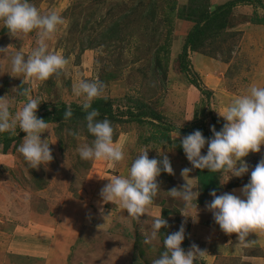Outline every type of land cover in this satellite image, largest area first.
<instances>
[{"label": "rangeland", "instance_id": "rangeland-1", "mask_svg": "<svg viewBox=\"0 0 264 264\" xmlns=\"http://www.w3.org/2000/svg\"><path fill=\"white\" fill-rule=\"evenodd\" d=\"M88 1L91 0H30V3L34 4L42 14L56 10L65 20V24L60 26L56 36L48 41V45L49 51L62 54L68 59L67 71L59 78L53 77L45 82L32 81L21 85L22 77H12L8 73L11 69L12 56L16 52H23L27 57L37 46V36L31 33L19 39L12 38L4 28L3 21H0V48H9L7 54H0V97H4L9 102L13 115L26 102V98L18 94L21 88H30L33 98L41 100L38 109L44 104L60 102L81 105L83 97H76L72 92V87L81 79H87L101 81L104 84L103 97L113 99L115 108L119 110H126L127 107L133 105V102H146L156 111L163 113L168 121L180 127L192 121V119H187L193 116L196 103H199L204 95L190 83L188 77L180 71L179 66V54L192 23L183 20L174 22L168 66L166 60H163L167 69L156 72L154 67L149 68V58L153 50L164 42V26L160 27L154 37L153 32L150 35V32L146 31V29L154 31L153 25L141 17L137 9L133 8L137 6L139 0H106L114 4L113 8L116 11L114 20H119L120 17L124 19L122 16L129 13L128 7L135 11L130 20L132 24L129 28L125 26L123 30V33L129 35L130 39L133 37V43L109 50L106 47L110 41L108 43L103 41L101 44L94 45L93 48H86L77 40L83 37L80 25L84 17L83 14L80 15L77 12L75 6L78 2L81 6L86 5ZM186 1L179 0L181 4ZM211 1L217 4L228 0ZM261 1L264 4V0ZM95 8L101 14L105 12L107 3L101 2ZM73 9L76 13H72ZM233 14L234 26L229 29V32L235 33L224 36L223 40L216 41V43L208 44L206 52L211 53L212 56L199 52L206 55L208 59L210 58L209 63L195 61L198 70L201 71V73L195 71L200 83L213 91L211 105H209L211 109L223 110L233 98L246 93L252 84L264 86V23L251 20L253 18L264 20V8L260 5L244 3L239 4ZM123 22L125 21H121ZM87 35L88 33L85 34ZM139 35L141 37L136 41ZM136 43L141 46L140 49L136 48ZM118 51L121 55L116 54V56H120L122 60L120 68L123 72L118 74L117 80L105 78L109 70L108 59ZM189 54L192 62L193 52ZM213 54H216V57ZM135 57H141V59L135 60ZM202 73L204 75H201ZM212 76L215 77V82L212 81L214 78H211ZM205 100L207 99L204 98ZM212 111L218 116L215 110L212 109ZM126 118L127 115L121 117L122 120ZM219 118L225 123L222 117ZM206 123L209 128L214 125L211 119L206 120ZM48 126L49 131L41 134V138L47 139L50 143L54 157L47 169L44 166H41L39 170L29 168L17 151L23 142L25 133L19 144L12 147L9 153H4L0 145V264L6 260L10 264H23V260H27L28 257L31 258L32 264H44V256H41L42 253L39 250L44 242L53 243L54 246L59 245L60 242L57 244V241L62 238V235L70 244L69 254L74 252L75 248L77 251L78 248L82 249L86 246L87 254L84 253L82 258L95 253L96 259L103 253L100 259L103 263L108 261L110 264L112 261L114 263L118 261L112 257L107 259L105 255L108 252H104L103 249H109L110 246L119 249L123 246L127 251L130 246V259L132 260L130 263L135 264L134 261L138 255H134V238L138 235L144 239L150 237L152 221L141 219L140 222H136L127 216L126 210H122L118 205H116L118 207L116 212L120 210L122 215L112 213V210L109 211V203L107 206L102 203L100 196L101 189L106 185L104 179L106 181L107 178L101 179L100 177L119 174L127 176L132 161L145 148L149 149L150 159H162L159 153H164L169 159L174 160L178 158L176 155L181 154L176 149L162 146L157 141L146 142L152 132L148 124L117 122L115 143L123 145L125 160L112 167L103 161L93 162L80 159L78 148L83 144H91L94 139V137L86 136L89 133L83 126L78 127L71 124L69 127L62 128L61 132L56 124L48 123ZM20 132L17 127L16 133ZM73 133H78V138ZM176 134L173 133L172 136ZM244 159L248 163L249 172L243 176H232L225 182L231 175L230 173L223 176L220 173L216 174L217 188L215 191L217 195L228 192L239 194L242 197L240 189L249 182L250 173L256 164L264 159V145L261 146L259 153H250ZM157 180L161 189L155 199L163 202L167 210H170L169 229L176 232L184 223L185 239L181 247L188 251L194 243L204 251L201 258L209 252H214L217 258L215 264H240L234 259L228 262L219 259L223 254L220 252L222 240L221 236H217L219 227L217 229L216 224L212 225V229L201 225L200 232H196L195 228L194 231L192 229L193 217L197 213L203 214L205 211L201 209H206V203L213 199L210 195L211 191L203 194L204 190L201 188L197 173L195 179L188 178V181L197 185V188L193 190L199 191L196 201L198 209L192 207L186 209L181 200L174 199L168 194V190L184 185L185 179L177 180L173 175L170 177L165 173ZM100 184L102 187L98 188ZM200 199L204 202H200ZM180 211L190 216L186 218ZM43 220H53L51 222L56 225L55 227L53 225H49V228L44 227L40 225ZM92 227L98 228L99 232L92 231ZM155 240L157 242L155 244L160 246L162 241L159 234ZM209 246L211 249L206 252ZM35 247L39 260H36ZM72 254L74 255L75 252Z\"/></svg>", "mask_w": 264, "mask_h": 264}, {"label": "clouds", "instance_id": "clouds-1", "mask_svg": "<svg viewBox=\"0 0 264 264\" xmlns=\"http://www.w3.org/2000/svg\"><path fill=\"white\" fill-rule=\"evenodd\" d=\"M0 21H3L4 28L12 38L19 39L31 33L37 36V46L27 57L23 52H16L11 58L8 73L12 77H22L21 85L32 81L45 82L66 73L68 59L62 54L49 51L48 45L60 26L65 24L58 11L51 10L42 14L30 0H0ZM8 51V47L0 48V54H7ZM103 91L104 84L98 80L81 79L72 87L76 97H83L81 108L86 113V128L94 137L91 144H83L78 148V154L81 160L103 161L115 167L125 160L124 147L114 142L115 129L111 122L108 119L97 120L99 112L92 108L94 100L105 98ZM18 94L25 97L26 102L15 115L10 110L9 102L0 97V133L16 135V128L19 127L26 135L17 151L29 168L39 170L44 166L47 169L54 157L50 143L41 138L42 133L49 131L47 121L37 116L41 100L33 98L32 90L28 87L21 88ZM212 109L225 121L222 128L217 131L212 126L213 136L207 139L200 130H195L183 136L180 145L192 168L207 169L222 176L230 173L225 181L227 182L232 176L241 177L248 173L249 166L244 158L250 153H259L264 145V86L252 84L246 93L233 98L223 110ZM72 115L69 104L64 112V119L68 120ZM193 118L194 115L187 120ZM73 135L78 138V133ZM178 137L179 131L172 140L175 142ZM206 145L207 152L202 154ZM148 150H141L135 157L127 176L100 177L109 181L100 191L102 203L118 205L136 222H140L145 214H150V208L161 189L157 180L161 173L175 174L167 154L159 153L162 156L159 160L150 159ZM192 168L181 171L186 181L184 185L168 190L169 196L181 200L186 209L193 206L197 208L199 196V191L193 190L197 185L186 179ZM240 192L244 198L228 192L217 195L212 190L210 195L213 199L206 203V208L213 214L224 234H236L238 243L247 246L250 235H264V159L256 164L250 173L249 182L243 185ZM180 212L186 218L190 216L184 211ZM193 219L195 221L196 217ZM167 227L168 221L162 214L153 216L151 235L144 242L150 244L161 229ZM184 239L185 227L182 223L178 231L165 236L164 251L152 264H199L204 251L194 243L185 251L181 247Z\"/></svg>", "mask_w": 264, "mask_h": 264}, {"label": "trees", "instance_id": "trees-1", "mask_svg": "<svg viewBox=\"0 0 264 264\" xmlns=\"http://www.w3.org/2000/svg\"><path fill=\"white\" fill-rule=\"evenodd\" d=\"M101 2L107 3V8L105 12H97L96 6L100 5ZM254 4L262 6L264 4L261 0H228L223 3L215 4L211 0H187L185 3H180L179 0H139L136 7L139 11V15L151 23L154 27V31L150 32V35L159 31L160 27L164 26V42L159 44L155 50H153L152 55L150 56V69L154 67L157 70L167 69L169 62V53L170 46L173 36V25L176 20H183L189 23H192L190 30L188 31L183 48L179 54V66L180 71L184 73L191 84L194 85L207 100L204 101V98L201 99L199 103H196L195 109L193 112L194 118L189 123H186L184 126H178L171 123L167 120L163 113L156 111L148 103L144 102H133L132 106L126 108V110H119L115 108L114 100L110 97L98 98L93 101L92 108L98 110L99 116L97 120L108 119L112 126L115 128L117 122H137L140 124H148L152 128V132L149 138L146 139V142L149 140L157 141L162 146H169L176 149L182 156L186 157L182 146L180 145V139L188 135L195 130H200L204 137L211 138L213 136L211 128L208 127L206 120H212L216 130L219 131L224 122L215 115L212 111L210 100H212L213 91L202 86L196 70H193V62H191L189 56L190 52H202L212 56L211 53L206 52V47L208 44L216 43V41L223 40L224 36L232 35L235 32H229V29L234 26L233 23V11L239 4ZM114 4L107 2L106 0H91L88 1L86 5L81 6L80 2L76 4L77 12L80 15L83 14L84 21L80 25L83 37L79 40L83 43V46L86 48H93L94 45L101 44L103 41H110V44L107 45V49L113 50L115 47H125V44H132L133 37L130 39L129 35L123 33L125 26L127 28L132 24L130 22L134 10L133 8L128 7L127 14H124L122 19L114 20L116 11L113 8ZM210 9H212L210 11ZM72 13H76L73 9ZM252 21L258 23H264L263 19H251ZM121 21H125L121 23ZM88 33L87 36L85 34ZM134 33H132L133 35ZM131 35V36H132ZM137 37V36H136ZM140 35L136 38L140 39ZM72 43V42H71ZM106 45V43H103ZM136 48L140 49L141 46L136 43ZM121 49V48H120ZM120 51L113 53L111 58L108 59L107 67L109 68L106 73L105 78L117 80L118 74H122L123 69L120 68L122 60L120 56ZM216 57V54H213ZM141 57H135V60H140ZM166 60V65L163 60ZM196 71V72H195ZM198 73V72H197ZM69 104L66 102H60L55 104H44L42 108L37 110L38 118H42L47 123L56 124L57 127H60V132L65 126H70L74 124L78 127L83 126L86 128L85 115L86 113L82 110L81 105L77 103H70L73 115L70 119H64V112L66 107ZM117 109V110H116ZM122 115H127L126 120H122ZM87 129V128H86ZM116 131V130H115ZM180 133L181 138H177L174 142L172 140V134ZM24 132H20L16 135H11L7 132L0 133V145L3 147L4 153H9L12 147H16L21 141ZM87 137H92L91 134H86ZM117 140V132L114 135V142ZM171 165L173 167V162ZM197 178L201 184V188L204 190L203 194H206V191H212L217 188L216 174L209 172L207 169L200 170L196 169ZM165 174L162 172L161 175ZM171 177V175H170ZM156 199L154 200L155 203ZM200 202H204L202 199ZM157 204L162 206V216L169 221L168 216L170 210H167V207L163 202H158ZM169 225V222H168ZM167 228H162L159 233L161 238V245L155 246L152 243L146 244L144 237L138 235L134 238V255H138L135 264H152V261L159 257V255L164 251L163 240L167 234L173 233ZM132 263V260H131ZM130 263V264H131ZM246 264V263H241Z\"/></svg>", "mask_w": 264, "mask_h": 264}, {"label": "crops", "instance_id": "crops-1", "mask_svg": "<svg viewBox=\"0 0 264 264\" xmlns=\"http://www.w3.org/2000/svg\"><path fill=\"white\" fill-rule=\"evenodd\" d=\"M219 3V2H218ZM195 55V56H194ZM194 56V58H193ZM192 59H193V64H194V68L196 69V71H198V73H201L200 70H198V67L196 65V63L198 62H203L204 64L209 63L210 58L208 59V57L206 55H203L199 52H193L192 55ZM195 59V60H194ZM197 61V62H195ZM211 66V65H210ZM201 75H204L203 73ZM214 76H212L211 78H213ZM215 77L212 79L213 82H215ZM207 145L205 146L204 149H202V154H206L207 152ZM178 158L172 160L173 162V169H174V175L173 177L175 179H180L184 177L181 175V171L184 168H192L191 163L187 160L186 157L182 156V155H176ZM180 176H179V175ZM121 176H123L122 174H119ZM116 176V175H113ZM126 176V175H125ZM196 177V172H195V168H192V171L189 173V176L186 177V179L190 178V179H195ZM109 181L108 179L105 181L104 179V184H107ZM102 184L99 185L98 188H101ZM223 190V189H222ZM239 195V194H238ZM243 198V196L241 197ZM108 205V203H106V206ZM114 207V208H112ZM118 207H116V204H112L111 202H109V211H111L112 213H117L120 215L121 211L119 210V212H116ZM193 209H198V207H192ZM200 209V207H199ZM205 212H203V214H198L194 217H196L195 221L194 219L191 221V226L192 229L194 231V228L196 229V232H200V226L203 225V227L205 228H211L212 229V225H215V227H219V225L215 222L214 218H213V214L207 210V208H203L201 209ZM200 213V212H199ZM162 214V206L157 204V201H155V203H153V205L150 208V214L147 215L145 214L144 216L141 217V219L144 220H148V221H152L153 223V216L156 215H160ZM8 219V218H6ZM4 220V219H3ZM2 220V221H3ZM7 221V220H6ZM10 221V220H9ZM53 221V220H51ZM49 221H42L40 223V225L44 226V227H48L49 225H53V222ZM203 223V224H202ZM17 225V224H16ZM56 225V224H55ZM55 225H53V227H55ZM52 227V228H53ZM91 229V228H90ZM98 228H93L92 227V231L94 232H99V230H97ZM152 231V230H151ZM219 232H217V236H221V240H222V244L220 242L221 245V250L220 252H222V257H220L219 259L223 260V261H230L231 259H234L235 262H239L241 263H246V264H264V235H260V236H256L255 234L250 235L249 237V243L247 244V246L242 245L240 243H238L237 238H236V234H232L231 236H228L226 234H224L220 227L217 230ZM151 234V232H150ZM216 236V237H217ZM63 235L62 238H60V240L57 241V244L59 243V245H52L49 242H44L43 247L39 250L41 251L42 255L44 256L43 262L44 264H109L108 261H104V263L102 262V260L100 259V257H103L102 254L98 255V257L95 259L94 255L95 253H92L90 255H88L86 258H82V255L85 253L87 254L85 251L87 250L86 246H83L82 249L78 248V250L76 251V248L73 249L75 254L73 255L71 252L69 254V242L66 239V237H64V241H62L63 239ZM153 244L155 246H157L155 243L156 240H152ZM151 242V243H152ZM194 242V241H193ZM197 245V244H196ZM209 245V244H208ZM37 246V245H36ZM192 246V244H191ZM211 249V246L207 247V251ZM129 250H130V246H129ZM127 250L122 246L119 249L117 247L114 246H110L109 249H103L104 252H108L105 257H107V259H109L110 257H112L113 259H117V263L115 262H111L110 264H130V251ZM35 251V255L37 254V248L35 247L34 249ZM15 253V252H14ZM90 257V258H89ZM82 258V259H81ZM6 259V258H5ZM216 256L215 253H210L206 256H204V258H200L199 260V264H215L216 262ZM13 262H14V258H12ZM36 260H39L37 258L36 255ZM45 260V261H44ZM2 264H10L9 262L3 261ZM14 264V263H13ZM23 264H32L31 262V258L28 257L27 260H23Z\"/></svg>", "mask_w": 264, "mask_h": 264}]
</instances>
